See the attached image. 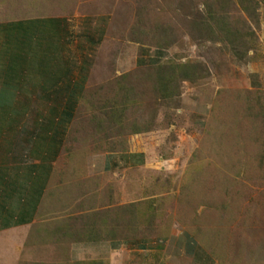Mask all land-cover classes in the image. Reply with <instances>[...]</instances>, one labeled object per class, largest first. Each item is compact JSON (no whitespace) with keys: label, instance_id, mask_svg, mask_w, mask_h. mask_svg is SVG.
I'll return each instance as SVG.
<instances>
[{"label":"rangeland","instance_id":"1","mask_svg":"<svg viewBox=\"0 0 264 264\" xmlns=\"http://www.w3.org/2000/svg\"><path fill=\"white\" fill-rule=\"evenodd\" d=\"M208 1L0 0V22L47 15L107 14L109 20L100 55L110 51V60L103 72L92 67L88 92L99 88L105 93L109 88L106 97L121 96L128 85H134V91L140 93L138 102L145 106H131L129 102L126 114L130 121L135 118L138 128H149V134L142 136L153 148V154L149 155L152 160L144 167L108 177L114 183L113 188L109 186L113 193L103 198L98 212H85L88 197L77 196L73 199L83 205L77 208L80 211L66 213L65 208H60L55 216L40 215L29 230L0 236V264H178L181 259L189 261L183 250L198 245L207 248L209 257L216 253L210 257L213 262L264 264V91L248 85V73L253 69L250 65L264 64V3L258 2L256 6L252 2L249 8L257 12L258 23L253 10L250 15L244 13L237 0H210L216 15L218 12L222 15L235 36L246 25L255 31L257 44L245 49L229 46L235 40L234 37L226 40L227 35L213 41L201 40L195 32L193 37L188 36L189 21L202 13V2ZM219 3H223L222 7ZM137 25L145 34H133ZM165 30L172 33L169 40L176 43L159 49L151 35ZM34 46H38V38ZM141 50H147L150 58L163 51L156 63L170 59L199 62L204 67L203 73L193 83H180V94L175 99L153 101L148 83L138 80L146 71L139 73L134 65V57ZM17 53L20 54L19 50ZM257 58L258 61H251ZM98 63L104 67L100 58ZM129 69L128 83L117 94L115 79L118 73ZM135 70L138 73L133 75ZM29 74L16 77L22 76L24 80ZM0 79L5 80L3 72ZM5 81L8 88L14 84L9 79ZM90 95L93 93L83 99L80 108L83 110L71 129L78 127L77 119L86 121L93 113L87 105ZM19 104L18 98L0 90V126L16 122L21 110L22 115H30V109L20 108ZM211 123H215L212 128ZM84 138L82 132L69 134L67 153L63 152L66 159L80 147L90 149V140L86 143ZM132 144L133 149L140 146L128 142L129 147ZM106 146L103 144L102 149ZM109 196L113 201L108 202ZM148 201L153 202V208ZM135 203L138 205L134 209ZM128 213H134L140 220V229L131 233L128 242H143L146 250L127 247L118 252L87 254L81 260L70 257L71 244H89L85 242L86 233L95 224L101 229V236H107L109 226V232L114 231L110 235H121L117 232L125 231L126 224L122 221ZM119 217L124 219H116ZM144 218H150V223L146 224L147 220L143 223ZM218 243L223 251L217 249ZM178 248L181 250L177 259L174 251Z\"/></svg>","mask_w":264,"mask_h":264},{"label":"crops","instance_id":"2","mask_svg":"<svg viewBox=\"0 0 264 264\" xmlns=\"http://www.w3.org/2000/svg\"><path fill=\"white\" fill-rule=\"evenodd\" d=\"M108 20V15L103 14L0 22V74L3 72L5 80L14 83L8 88L6 81L0 79V90L13 99L18 98L20 108L30 109L29 116L22 115L24 110H21L16 122L8 121L0 126V236L29 230L40 215L55 216L60 208H65L66 213L80 211L77 208L83 205L73 199L77 196L88 197L85 212H98L103 198L113 193L110 190L114 183L108 177L149 163L153 148L144 137L149 133L129 136L125 151L100 154L86 151L71 162L63 155L76 111L90 84L91 69L97 68L100 58L104 67L99 70L103 72L110 60V51L100 55ZM36 38L38 46H34ZM161 54L150 58L147 50H141L134 57V65L154 64ZM250 66L253 69L248 73V85L264 90V64ZM26 72L31 74L24 80L22 76L16 77ZM128 142L140 146L133 149V144L129 147ZM111 200L109 196L108 202ZM107 229L104 232L110 236L114 231L109 232L110 226ZM101 232L95 224L86 236L98 237ZM145 245L116 240L104 244L74 242L69 254L81 260L87 254L118 252L127 247L143 251ZM180 250L174 251L177 259ZM183 253L189 261L181 259V263L218 264L210 261L198 246H191Z\"/></svg>","mask_w":264,"mask_h":264},{"label":"trees","instance_id":"3","mask_svg":"<svg viewBox=\"0 0 264 264\" xmlns=\"http://www.w3.org/2000/svg\"><path fill=\"white\" fill-rule=\"evenodd\" d=\"M262 1V2H261ZM255 3L256 6H258V2L264 3V0H257L254 2V0H237V4L241 6V9L244 13L249 14L253 10V13L255 14L254 9H249L251 7V3ZM204 10H202V13L199 14L197 17L194 19H191L189 21V28H188V36L193 37V35L196 33L198 35V38L201 40H208V41H213V40H221L222 37L227 38H233L234 41H232V44H229V46L233 47H243V48H253L256 42V37H255V31L252 29L250 25H246L245 28L243 29V32L235 34L230 32V27L228 25V22H226L224 19H222V15L218 12V15H216V11L214 8H212V4L210 3V0L208 2H202ZM220 7H222L223 3H219ZM223 10V9H222ZM257 13V12H256ZM69 14H71L69 12ZM139 14H141L139 12ZM223 14V13H222ZM49 16V15H47ZM142 16V15H140ZM258 22V15L255 14ZM41 17V16H37ZM141 17H139L140 19ZM260 22V21H259ZM258 22V23H259ZM137 31L136 33H133L134 35H142L145 34L144 31H141V28L138 27L137 25ZM133 29V28H132ZM131 29V30H132ZM171 30V29H170ZM195 32V33H194ZM221 33V34H219ZM172 39V33L168 32L167 30L165 31H154V33L151 35V39L154 40L156 45L159 46V49H164L168 48L172 45H174L176 42L175 41H170ZM139 39V38H136ZM131 40V39H130ZM132 41V40H131ZM136 41H134L135 43ZM137 43V42H136ZM163 47V48H162ZM143 48V47H142ZM158 53H163V51H159ZM159 55V54H158ZM163 54H161L162 56ZM251 61H258V58L251 59ZM248 62V61H247ZM97 68H101L100 63H98ZM155 69V72H154ZM139 73L140 70H145L146 75L142 78L140 76L138 77L139 81H143L148 83L149 88H151L150 95L153 98V101H156L155 99L157 98H163V99H168V100H173L177 96H179V85L182 82H189L193 83L197 81L201 77V73H203L204 67L201 63L196 62V61H191V60H168L167 62H159L155 64H148L147 66L143 67H138L136 69ZM133 71V75L138 73L137 71ZM130 72V71H129ZM129 72L124 73L123 75H119L115 79V85L117 86V94L121 92L127 82V77L129 76ZM106 86H110V80L106 83ZM134 85H128L124 92L121 94V96L114 95L112 97H106L108 95H105V93L108 91V89L105 90V93H101V89L99 90L96 89L93 92H88L89 88L84 91L83 99L86 98V94H91L88 101L87 105L92 107L93 113H90V115L87 117L88 119L85 121V119H77L78 121V127L71 129L73 127V123L76 120V116L79 117V113L81 114V111L83 109H80V107L77 109L74 121L72 123V126L70 128V131L67 135L66 140L69 138V134L73 131H77L79 133H83L85 138V142L87 143L88 140H90V149L86 147H80L77 151H75L72 155L70 154L67 157L68 162L73 161L76 157L82 156L87 152H92L93 154H100V153H105V152H119V151H125L126 147V138L128 135H136V134H144L149 132V128H138V123L137 121L135 122V118H132L131 121L128 119L126 110L127 106L129 105V102L131 106L141 104L143 107L142 101L138 102V97L140 95L139 92H135L134 90ZM264 91V90H263ZM97 93L100 95L97 97ZM95 97V98H94ZM94 99H96L94 101ZM85 102V101H84ZM138 102V103H137ZM103 104H107L104 107H100ZM145 106V105H144ZM139 108V107H138ZM130 121V123L128 122ZM215 125V123H211L209 125L210 128H212ZM87 128V129H86ZM88 130V132H87ZM128 130V131H127ZM107 145L105 150L102 149V145ZM66 146V147H65ZM67 149L66 141L64 143L63 147V152L67 153L65 150ZM69 153V152H68ZM184 187V186H183ZM185 188V187H184ZM143 199V198H142ZM140 199V200H142ZM141 204L140 202H138ZM138 203H135L132 205V207L135 209ZM149 207L152 206V201H148ZM131 212V211H130ZM129 212V213H130ZM148 212H150V209H148ZM129 216H126L125 221H122L124 217H119L116 218L122 222H124L126 225H124L125 231L124 232H117L121 235H107V236H86L85 237V242H102V240H116L117 242H127L130 240L129 237H132V234H135L137 230L140 229V220L139 217L136 216L134 213L129 214ZM122 219V220H121ZM150 218H144L143 223L145 220V223L149 224L150 221H148ZM91 231V230H90ZM89 231V232H90ZM123 231V230H121ZM130 233V234H129ZM142 236V235H141ZM166 237L168 235H165ZM208 236L211 237V234L208 233ZM169 237V236H168ZM219 247L217 248L219 251L222 250L220 247L221 244L218 243ZM202 249L203 253L205 254L206 257L210 260V257L216 253L213 254L209 257L208 254H211L209 251H206L204 249L205 247H200ZM147 249V246L144 250ZM205 251H204V250ZM143 250V251H144ZM223 251V250H222ZM219 253V252H218ZM217 256V255H215ZM213 258V257H211ZM218 259V257H217ZM212 261V259L210 260ZM219 261V259H218ZM213 262V261H212ZM218 264H223L221 261L217 262ZM75 264H80V263H75ZM81 264H100L98 262H89V263H83ZM177 264V263H173ZM178 264H183L179 261Z\"/></svg>","mask_w":264,"mask_h":264}]
</instances>
